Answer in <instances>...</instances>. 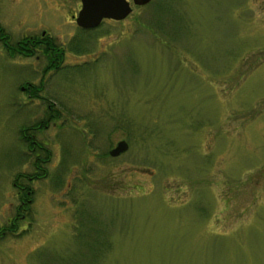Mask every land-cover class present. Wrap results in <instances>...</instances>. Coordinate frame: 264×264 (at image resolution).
Returning a JSON list of instances; mask_svg holds the SVG:
<instances>
[{"label": "rangeland", "instance_id": "obj_1", "mask_svg": "<svg viewBox=\"0 0 264 264\" xmlns=\"http://www.w3.org/2000/svg\"><path fill=\"white\" fill-rule=\"evenodd\" d=\"M80 4L0 0L10 42L64 51L44 73L0 40V226L31 188L0 264H264V0H150L90 29ZM50 112L34 151L19 128Z\"/></svg>", "mask_w": 264, "mask_h": 264}, {"label": "trees", "instance_id": "obj_2", "mask_svg": "<svg viewBox=\"0 0 264 264\" xmlns=\"http://www.w3.org/2000/svg\"><path fill=\"white\" fill-rule=\"evenodd\" d=\"M0 40L3 43V46L5 47L6 51L9 52L11 55L14 53H19L24 56H30L34 55L36 53V50L40 47H42V50L46 53L48 59L47 63L43 69V72L45 73L48 69L50 68H56L58 67V63L62 57V54L64 53L63 49L58 46L54 41V39L49 36H28V37H23L21 39L16 40L15 42H10L8 33L4 31L3 27L0 25ZM27 92H30L29 97H34V96H40L38 95V90L39 87H26ZM54 102V101H52ZM49 110L52 109V104L49 103ZM54 112H50L48 114L46 119L40 120L35 125H23L19 128L20 136L22 139H25L28 141L29 146H31L34 151L36 150V147H42L37 141L33 139V134L34 132L32 131L34 128H39L41 126H45L46 120H49L52 118ZM58 116V115H56ZM46 149V147H44ZM42 157L40 155H37L35 159V170L29 174L28 179H33V178H39L41 176L45 175V169L43 167H40V162H46L45 159H41ZM20 175V174H18ZM25 187V188H24ZM22 189V193L19 195V198L22 199V197H25L27 195V198H29V193L31 192V188L28 185H25ZM23 200V199H22ZM27 202H23V205H18L17 207V214H21L24 212V210H27ZM15 217L11 222L7 224V228L10 231L16 230L19 226V220L20 217Z\"/></svg>", "mask_w": 264, "mask_h": 264}, {"label": "water", "instance_id": "obj_3", "mask_svg": "<svg viewBox=\"0 0 264 264\" xmlns=\"http://www.w3.org/2000/svg\"><path fill=\"white\" fill-rule=\"evenodd\" d=\"M148 1L132 0V3L142 5ZM80 2L81 5L77 15L73 17H75L77 25L85 29L98 26L104 18L120 20L133 10L129 0H80ZM127 148L128 142L125 139H121L109 150V153L112 156L119 155Z\"/></svg>", "mask_w": 264, "mask_h": 264}, {"label": "flooded vegetation", "instance_id": "obj_4", "mask_svg": "<svg viewBox=\"0 0 264 264\" xmlns=\"http://www.w3.org/2000/svg\"><path fill=\"white\" fill-rule=\"evenodd\" d=\"M40 49H42V47L40 48H38L37 50H36V52L37 53H35V54H37V55H39V52L38 51H40ZM34 54V55H35ZM31 56V55H30ZM46 63H47V61H46ZM31 86V83L30 82H27V87H30ZM25 88H26V86H25ZM28 93V96L30 95V92H27ZM22 193V188L20 189V188H18L17 189V191H16V195H17V197H18V199H19V204L18 205H23V200L22 199H20L19 198V195ZM25 211L26 210H24V212H22L21 214H17V208L15 209V211H14V214L11 216V217H9V219H8V221L6 222V224L5 225H1L0 226V235H2V234H5L6 233V231H10V230H8V228L6 227L7 226V224L9 223V222H11L15 217H17V215H18V217H20V220H19V222L20 223H22L23 222V217L25 216Z\"/></svg>", "mask_w": 264, "mask_h": 264}]
</instances>
